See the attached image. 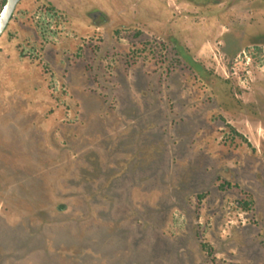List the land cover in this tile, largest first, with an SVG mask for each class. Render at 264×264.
<instances>
[{"label": "rangeland", "instance_id": "rangeland-1", "mask_svg": "<svg viewBox=\"0 0 264 264\" xmlns=\"http://www.w3.org/2000/svg\"><path fill=\"white\" fill-rule=\"evenodd\" d=\"M48 13L24 0L7 29L20 64L0 52V264H260L263 160L200 126L207 98L172 47L141 51L133 27L95 57V32Z\"/></svg>", "mask_w": 264, "mask_h": 264}, {"label": "flooded vegetation", "instance_id": "flooded-vegetation-1", "mask_svg": "<svg viewBox=\"0 0 264 264\" xmlns=\"http://www.w3.org/2000/svg\"><path fill=\"white\" fill-rule=\"evenodd\" d=\"M6 1L2 0L0 14ZM23 1L18 2L0 35V52L7 60L14 57L16 64H20V54L15 43L8 40L7 29ZM35 1L43 2L49 18L64 24L66 34L71 30L75 38H80L85 32H95L97 35L87 41L98 48L95 53L88 48L95 57L101 56L107 46L105 33L130 35L133 27L134 36H144L141 51L156 53V49L165 57L171 46L174 58L171 60L188 67L194 85L200 88L195 93H205L207 98L209 120L200 126L229 130L264 163V0ZM98 35L104 41H99ZM33 54L36 60L45 58L40 53ZM128 56H132V51ZM71 57L72 54L64 56V62H71ZM40 63L45 64L44 59ZM143 74L150 76L147 72ZM55 82L61 85L60 79ZM203 149L209 154L206 146ZM260 172L256 169L254 177ZM240 176L243 178V174ZM204 196L205 193H198L197 199ZM246 197L238 204L248 212L255 201L250 193ZM65 207L60 205V209ZM260 242L264 245V230ZM201 248L214 256L206 243H201ZM260 264H264V259Z\"/></svg>", "mask_w": 264, "mask_h": 264}, {"label": "water", "instance_id": "water-1", "mask_svg": "<svg viewBox=\"0 0 264 264\" xmlns=\"http://www.w3.org/2000/svg\"><path fill=\"white\" fill-rule=\"evenodd\" d=\"M20 0H7L0 14V35L5 30Z\"/></svg>", "mask_w": 264, "mask_h": 264}]
</instances>
